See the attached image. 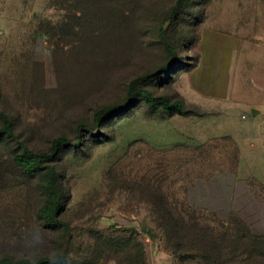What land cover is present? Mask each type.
<instances>
[{
	"label": "rangeland",
	"instance_id": "obj_1",
	"mask_svg": "<svg viewBox=\"0 0 264 264\" xmlns=\"http://www.w3.org/2000/svg\"><path fill=\"white\" fill-rule=\"evenodd\" d=\"M175 2L0 0V131L8 123L18 139L4 136L0 143V259L203 264L196 250L205 244L170 246L178 237L164 229L161 193L177 222L216 233L223 230L215 222L243 221L264 234V120L239 102L209 119L202 99L203 69L225 62L235 21L250 29L264 0H187L188 8L171 20L166 16ZM166 41L182 66L160 77L171 57ZM263 61L254 75H261ZM130 90L129 106L108 113ZM141 91L182 101L190 113L156 114ZM248 125L252 149L243 140L239 149L225 135L209 140L213 130L239 138ZM56 139L79 146L59 148L46 164L52 177L46 169L27 176L13 162L22 146L48 154ZM49 180L66 229L39 217ZM254 239L230 244L238 256L233 264H264L250 247ZM227 243L206 246L204 264L228 259Z\"/></svg>",
	"mask_w": 264,
	"mask_h": 264
},
{
	"label": "trees",
	"instance_id": "obj_2",
	"mask_svg": "<svg viewBox=\"0 0 264 264\" xmlns=\"http://www.w3.org/2000/svg\"><path fill=\"white\" fill-rule=\"evenodd\" d=\"M187 0H176V2L171 6L167 18H170L171 20L174 19L175 16H180L183 14V12L188 8L186 4ZM184 2V5H183ZM164 40V38L162 37ZM164 48L168 50L171 54V57L169 58V61L163 65L162 69L156 73V75H166L170 69L178 68L182 66L181 61H177L178 54L176 53V48L166 41L163 44ZM155 75V76H156ZM134 95L133 90L129 91L128 100L117 107H113L107 110L108 113H118L127 108L130 104V101L132 100ZM141 97L144 98L145 103L149 105V108L154 111L156 114H162L168 117H173L175 115L178 116H188L190 111H187L182 101L178 102H170L167 97L164 96H153L152 94L148 93L147 91H141L139 93ZM0 117H4V115L0 114ZM100 115L95 116V122H99ZM4 136L11 138L14 141L18 142L17 137L14 135V133L11 130V127L8 123H6L5 128L0 131V143L3 141ZM22 146V145H21ZM61 146L65 147H74L77 148L79 146L78 143H72L66 139H56L54 140L51 150L48 154H36L33 151H31L29 148L22 146V153L17 154L13 156V162L19 166L23 173L27 176H33L38 171L41 170H48L50 176L52 177L53 171L47 167L46 164L51 162L55 156L58 153V150ZM44 192L46 196L48 197V200L43 204L41 209L39 210V217L50 227H65L63 222L59 219L58 211L61 205L60 198L57 194L53 191L52 188V181L49 180L44 187ZM160 193V192H159ZM161 207L163 209V215L168 219V223L164 225L165 230H169L170 232H173L178 239H176L174 245L172 248L182 251V249H188L190 244H193L194 242L205 244L203 248L200 250H196L200 253V256L198 257L199 260L204 264L207 262L208 258L205 254L207 251L206 246L209 248L215 247L216 243H222L224 244L226 241L227 243L226 248H230L232 251L230 252V256H228V259L221 260L222 258L219 256H215L216 259H214L215 263L217 264H233L238 260V256L234 254L236 251L234 248L230 247V244L236 239L243 240L245 242L250 241L251 237H254L255 244L250 246L251 249L258 251V254L261 255V259H264V234H254L251 230L250 226L244 223L243 221H222V222H215L218 227L223 230L222 232L217 231L216 233L213 230H210L209 228L204 229L202 227H199L198 225H188V222H186L184 219L177 222L176 213L171 208L168 198L162 195L161 193ZM190 209H188L189 211ZM204 211V210H202ZM175 213V214H174ZM188 219L191 220V218L188 216V214H184ZM210 231L211 233H208ZM191 237V238H189ZM212 249V248H211ZM176 256L181 257V253H174ZM242 254V253H241ZM242 256V255H241ZM244 256L249 259L251 256L250 253H244ZM185 258H191V257H185ZM63 257L57 258V259H50V258H41L36 262H31L26 259H21L18 261H12L9 259H0V264H61L63 262ZM243 262V261H241Z\"/></svg>",
	"mask_w": 264,
	"mask_h": 264
},
{
	"label": "crops",
	"instance_id": "obj_3",
	"mask_svg": "<svg viewBox=\"0 0 264 264\" xmlns=\"http://www.w3.org/2000/svg\"><path fill=\"white\" fill-rule=\"evenodd\" d=\"M230 38L234 40V47L227 49L225 62L221 61L217 68L210 62L209 68L203 69L206 85V91L202 92L203 108L212 113L209 119L216 121L222 116L227 104L239 102L254 114L255 119L264 120V69L260 76L254 75L253 71L258 61L264 60V11H257L256 20L252 21L250 29L242 20L235 21L234 34ZM262 63L264 66V61ZM252 130V125L244 126L239 138L213 130L215 135H211L209 140L225 135L233 138L237 145L238 141H245L252 149L253 143L248 140V133L251 135ZM239 152L241 165V150ZM243 175L257 178L252 172L243 171Z\"/></svg>",
	"mask_w": 264,
	"mask_h": 264
}]
</instances>
